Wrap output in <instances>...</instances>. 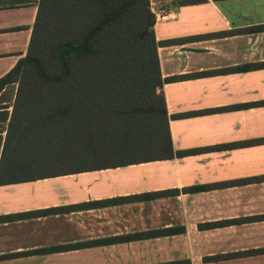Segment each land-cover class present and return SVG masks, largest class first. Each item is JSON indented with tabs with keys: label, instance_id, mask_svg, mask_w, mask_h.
Segmentation results:
<instances>
[{
	"label": "crops",
	"instance_id": "0c3cea01",
	"mask_svg": "<svg viewBox=\"0 0 264 264\" xmlns=\"http://www.w3.org/2000/svg\"><path fill=\"white\" fill-rule=\"evenodd\" d=\"M149 1L157 41L187 38L157 53L163 78L182 76L162 85L173 149L198 151L0 184V264H264V252L210 258L264 248V217L241 220L264 215V143L219 148L264 138V104H250L264 101V68L191 76L264 62V31L236 32L264 24V0ZM39 2L0 0V78L25 56ZM16 92L0 89V161ZM169 189L179 192L26 215ZM171 227L184 232L81 245Z\"/></svg>",
	"mask_w": 264,
	"mask_h": 264
},
{
	"label": "trees",
	"instance_id": "16d2710c",
	"mask_svg": "<svg viewBox=\"0 0 264 264\" xmlns=\"http://www.w3.org/2000/svg\"><path fill=\"white\" fill-rule=\"evenodd\" d=\"M154 23L149 0H40L25 56L0 78V89L5 84L17 82L1 155L0 184L170 159L198 151L173 149L162 85L182 76L163 78L157 53L159 45L176 44L187 38L157 41ZM237 31L261 32L264 24ZM197 37L200 36L192 38ZM257 68H264V62L191 76ZM259 103L264 104V101L250 104ZM257 143H264V138L223 144L219 148ZM202 188L186 187L183 191L196 192ZM178 192L169 189L141 193L102 202L53 207L26 215L65 212L119 200H150ZM231 221L234 220L228 222ZM216 224L222 222L199 224V227ZM180 232H184L183 227L148 230L95 239L81 245L125 242ZM257 252H264V248L210 258ZM188 262L174 260L159 264Z\"/></svg>",
	"mask_w": 264,
	"mask_h": 264
},
{
	"label": "built area",
	"instance_id": "2783aa9c",
	"mask_svg": "<svg viewBox=\"0 0 264 264\" xmlns=\"http://www.w3.org/2000/svg\"><path fill=\"white\" fill-rule=\"evenodd\" d=\"M167 18H169L170 17V14H167V16H166Z\"/></svg>",
	"mask_w": 264,
	"mask_h": 264
}]
</instances>
